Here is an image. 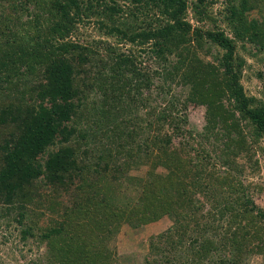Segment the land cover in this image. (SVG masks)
Segmentation results:
<instances>
[{
	"label": "trees",
	"instance_id": "trees-1",
	"mask_svg": "<svg viewBox=\"0 0 264 264\" xmlns=\"http://www.w3.org/2000/svg\"><path fill=\"white\" fill-rule=\"evenodd\" d=\"M110 1L21 0L9 5V13L3 12L0 93L8 101L0 111V125L15 126V133L0 146V161L5 165L0 170V202L14 205L26 197L24 184L45 177L49 186L75 185L77 210L84 213L88 207L102 224H110L113 231L109 229L108 236L119 230L123 220L156 221L171 210L165 207V197L152 204L145 201L133 210L121 208L107 195L105 177L113 164L115 179L123 177L141 152L152 168L165 165L169 148L161 131L167 127L182 137L185 149L171 168L168 182L197 191L202 199L176 219L175 227L150 243L145 264H246L251 255L264 259V212L251 196L245 198L246 188L229 209L214 197L220 187L230 186L228 182H240L244 165L239 150L246 145V136L252 141L264 137V105L245 92L246 62L237 59L236 40L205 28L210 18L207 0H197L193 7L188 0ZM119 1L124 4L119 6ZM250 1L229 0L225 21L235 39L258 43L264 51V22L250 25L244 17L252 8ZM190 8L196 14V28L187 19ZM20 11L31 18L22 21ZM98 12L103 17L96 22L99 30L142 51L148 49L160 65L174 54L178 62L148 74L137 68L135 58L115 46L102 53L99 42L95 46L65 42L76 25ZM46 13L51 19L42 22L41 14ZM205 44L208 55L212 47L222 51L215 62L198 56ZM75 53L85 57L86 65H76ZM156 75L168 83L169 92L173 85H182L190 86L192 93L183 102L182 97L164 99L165 113L153 108L144 119L138 107L149 99L144 100L143 91L151 89ZM90 88L98 91V101H88ZM198 98L199 105L206 107V130L199 134V141L192 140L191 134L190 141H185L190 131L183 107ZM167 119V126H160ZM78 125L85 128L77 130ZM228 130L241 137L235 147L225 141L222 131ZM146 145L149 150L144 151ZM91 151L99 152L97 164L87 162ZM42 155L45 160L40 168L33 162ZM217 165L226 172H218ZM67 224L65 220L41 234V240L47 241L50 264H111V252L101 251L85 237L69 236ZM99 244L104 245L100 240Z\"/></svg>",
	"mask_w": 264,
	"mask_h": 264
},
{
	"label": "rangeland",
	"instance_id": "rangeland-1",
	"mask_svg": "<svg viewBox=\"0 0 264 264\" xmlns=\"http://www.w3.org/2000/svg\"><path fill=\"white\" fill-rule=\"evenodd\" d=\"M188 1L190 6L193 7L197 0ZM240 1L237 0V4ZM20 2L21 0H0V22L3 20V12H8L9 5ZM108 2L111 3L110 0ZM228 2L229 0H207L205 9L210 18L203 24L206 29L225 32L227 36L236 40L237 59L246 62L242 76L245 92L249 97L256 99V102L258 101L264 105V51L261 50L258 43L235 39L231 28L225 21V15L228 12L226 8L229 6ZM117 4L120 6L124 2L119 1ZM250 4L252 8L244 15L247 23L251 25L252 22H264V0H251ZM19 13L21 14V11ZM195 15V11L190 8L187 19L193 24L194 28L198 25ZM41 16L42 22L51 19V16L47 13L41 14ZM90 17L85 18L84 21L76 25L71 36L65 42L71 41L72 44L79 46H95L99 42V50L102 53H106L107 48L115 46L120 53L135 58L137 68L148 74L150 71L153 72L155 70L162 72V66L173 67L178 62V57L174 54L168 56L166 58L167 61L162 62L160 65L159 61L155 59L148 49L142 51L136 45L119 41L118 36L112 37L105 31L99 30L96 22L103 18L99 12L95 13V15H90ZM21 18L23 19L22 21H27L31 17L23 15L22 12ZM206 45H204L203 51H197L198 56L206 61L215 62L216 60L214 61V59L218 58L222 51L217 47H212V55H208L205 48ZM70 54L72 53H67L68 56H71ZM75 54L76 65L82 67L86 65V63L82 62L85 57H80L79 53ZM188 54L191 56L192 52H187ZM93 69L98 71L99 68L94 67ZM44 77H46V73H43L42 79ZM77 82H79L78 79ZM167 86L168 83H165L163 77L156 75L151 83V89L143 91L144 100L149 99L140 103V105L137 104L139 105V117L146 119L147 114H150L153 108L158 111L162 110V114H164L166 102L164 99L168 100L171 97L180 99L182 97L183 102L186 96H190V93H192L190 86L173 85L170 92ZM0 95L3 96L4 93H0ZM86 95L90 98L88 99L89 102L100 99L98 91H92V88L86 91ZM198 100L200 99L198 98ZM7 101L4 95L1 100L0 111L3 108V104ZM183 108L186 110L185 114L189 119L186 129L190 131L184 139L185 141H190L191 134L192 140L199 141L201 139L199 134L206 130V107L199 105L198 101L196 103L191 102L187 107ZM167 123L168 119L160 122V126H167ZM14 127L0 125V146H3L10 138V135L15 133ZM81 127L82 130L85 128L84 125H78L77 130H80ZM170 131V128L167 127L161 131L162 137L167 139V147L169 148L165 165H160L155 169L152 168L150 160L144 159L142 156L144 154L141 152L140 155L134 157V160L138 162L134 161L136 164H133L120 179H115L114 177V164L108 169L106 177L104 176L106 181H108L107 195L110 194L111 201L118 207L133 210L145 201L152 204L158 199L165 197V207L167 205L171 208L168 213H165L156 221L146 224L123 220L120 227H118L119 230L108 236L109 229L113 231L110 224H102L98 218L94 217L96 215L94 211L88 207L83 208L85 210L84 213H80L77 210L75 197L77 192L73 190L75 185L68 188L60 185L49 186L44 181L45 177L39 180H32L22 187V190H25L26 197L17 200L12 206L0 202V264H50L47 241L41 240V234L46 233L52 227L58 226L59 223L65 222V220L69 223L67 224L71 233L69 236H77L80 239L82 238V240L85 237L88 241L95 243L101 251L111 252V264H145L149 254L150 243L157 236L163 235L175 227L176 219L181 218L182 214L187 212V208L197 199H202L199 196V192L188 191L181 185L172 186L168 182L167 176L171 168L178 162L179 154L181 156L185 154V149L181 146L182 137L178 138ZM223 132L227 135L225 141H228L232 147L238 145L240 136L232 130ZM252 140V137L248 134L246 136V145L239 150L240 162L244 165V172L240 174V182H228L230 186L228 188L220 187L218 193L214 196L217 200H220L222 205H226L227 209H229L236 196H240V194L242 196L241 192L243 188H246L245 198L251 196L264 212V137L257 141ZM247 148H250V152ZM52 149L50 148V150ZM147 150H149V147L146 145L144 146V151ZM89 155L87 158L88 163L97 164L99 162V152L93 153L91 151ZM44 160L42 155L33 164L42 168ZM123 160L124 158L120 159L118 165ZM4 166V163L0 161V170L5 168ZM219 166L217 165L216 167L217 171L222 174L225 173L226 168H219ZM91 175L90 177L93 180L96 179L93 171H91ZM242 184H244V187ZM249 184L251 188H247ZM76 225L82 226V230L76 231V228H78ZM99 226L102 229H99ZM115 227L117 226L115 225ZM105 236L107 238H104ZM99 240L104 245L101 246ZM246 264H264V259L261 255H251L246 259Z\"/></svg>",
	"mask_w": 264,
	"mask_h": 264
}]
</instances>
